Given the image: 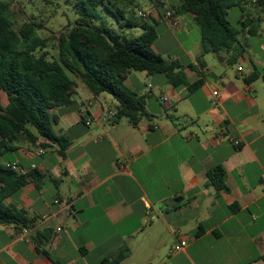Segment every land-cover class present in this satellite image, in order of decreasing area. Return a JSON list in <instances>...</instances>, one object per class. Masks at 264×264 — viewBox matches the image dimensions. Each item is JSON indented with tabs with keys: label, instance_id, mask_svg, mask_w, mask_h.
Wrapping results in <instances>:
<instances>
[{
	"label": "crops",
	"instance_id": "1",
	"mask_svg": "<svg viewBox=\"0 0 264 264\" xmlns=\"http://www.w3.org/2000/svg\"><path fill=\"white\" fill-rule=\"evenodd\" d=\"M161 1L163 12L147 23L169 33L153 50L181 65L186 84L129 75L126 85L149 115L134 127L126 118L102 121L117 101L95 97L75 78L73 103L52 111L54 132L72 141L65 156L56 145L38 156L41 147L21 143L0 157L3 166L29 168L27 184L5 204L32 221L0 224V264H102L123 250L121 264H264V81L247 80L253 67L264 69V35L244 28L235 50L204 54L195 15L177 14L179 0ZM232 55L236 70L226 67ZM87 101L85 116L79 108ZM216 169L225 188L209 180ZM182 241L187 247L171 253Z\"/></svg>",
	"mask_w": 264,
	"mask_h": 264
},
{
	"label": "trees",
	"instance_id": "2",
	"mask_svg": "<svg viewBox=\"0 0 264 264\" xmlns=\"http://www.w3.org/2000/svg\"><path fill=\"white\" fill-rule=\"evenodd\" d=\"M255 1L253 5L264 15V0ZM149 2L161 14L164 3ZM179 3L175 8L177 14L195 15L204 54L235 50L240 31L228 19L232 8L240 10V20L245 18L241 23L249 34H258L259 19L246 14L248 0H179ZM139 9L137 0H77L78 17L72 28L57 37L42 38L37 32L44 28L43 23L29 21L16 28L10 6L0 3V157L15 151L21 143L43 149L56 145L60 155L65 156L72 141L54 132L58 119L52 111L73 103L75 78L95 97L112 96L118 103L114 122L126 118L134 127L149 115L142 98L126 85L131 72L162 74L174 86L186 84V77L179 71L181 65L166 61L153 50L158 33L138 17ZM101 11L111 15L119 30L105 23ZM136 29H141V34L136 35ZM51 40L56 41L54 57L47 51ZM235 63L236 57L232 55L228 64ZM253 69L247 80L261 76L264 81V69ZM202 85L203 81L199 80L190 87ZM3 93L6 105L2 101ZM30 177L0 164V224L28 227L32 223L25 212L5 204V199L23 188ZM209 180L215 187L225 188L221 169L210 172ZM202 231L199 228L196 234ZM44 253L49 256L48 252ZM128 255V250H123L105 258L102 264H121Z\"/></svg>",
	"mask_w": 264,
	"mask_h": 264
},
{
	"label": "rangeland",
	"instance_id": "3",
	"mask_svg": "<svg viewBox=\"0 0 264 264\" xmlns=\"http://www.w3.org/2000/svg\"><path fill=\"white\" fill-rule=\"evenodd\" d=\"M175 0H168L167 4H172ZM140 4L139 10L148 9L153 5L149 2V0H137ZM0 3L8 4L10 6V14L12 20L15 22L16 28H19L23 23L34 21L36 23H43V27L41 30H38L37 35L42 38H50L57 37L61 32L67 31L72 28L75 20L77 19V14L75 13V7L77 0H0ZM247 7L254 19H259L260 24L259 27L264 35V15L261 13L259 9H257L253 4L249 3ZM138 10V11H139ZM161 13L163 12V7L160 8ZM103 20L105 23L112 27L113 29L119 30L118 25L111 17V15L101 11ZM228 19L231 25L236 28L238 31H242L244 26L240 23V10L238 8H232L229 11ZM149 19L146 20V22ZM150 25L153 26L159 37L161 39H165L168 35L169 31L164 25H157L155 23L150 22ZM134 33L141 34V29H137ZM252 41L257 38L251 37ZM47 51L49 52L51 57L56 56V41L51 40L48 43ZM228 69L236 70L237 65H228L226 66ZM245 68H250V64L246 62ZM215 74H218L215 72ZM139 78L142 82H145L143 78L142 72L133 71L130 74V78ZM4 99H6L5 94L2 95ZM100 101H104L103 98ZM5 102V100H4ZM104 103V102H103ZM104 106L106 104L104 103ZM7 157L11 156V152L6 154Z\"/></svg>",
	"mask_w": 264,
	"mask_h": 264
},
{
	"label": "built area",
	"instance_id": "4",
	"mask_svg": "<svg viewBox=\"0 0 264 264\" xmlns=\"http://www.w3.org/2000/svg\"><path fill=\"white\" fill-rule=\"evenodd\" d=\"M249 3L252 4H256L255 0H248ZM159 14V11L156 7L152 6L148 9H142L138 11V17L141 20H147L150 19L152 17H154V15ZM165 19H167L168 22H171L173 20V12L172 11H166L165 12ZM239 72H242V68H239ZM215 99L213 100V104L216 105L217 101L220 98V94L218 92L214 93ZM165 100V99H164ZM93 105L92 101H87L83 104H81L79 111L82 115H88L89 114V109L91 108V106ZM116 117V111L115 109H109L107 111H103L101 114V120L105 121V122H109V121H114ZM93 119H91L90 115L89 118H87V124L90 125ZM155 127H157L155 125ZM235 146H240V143L238 141L234 142ZM45 153V150L43 148H40L37 151V155L38 156H42ZM6 167L8 169H11L12 171H14L15 173L19 174V175H28L29 173V168L24 167L23 165H21L19 162H9L7 163ZM30 169H36L35 165H32L30 167ZM263 186H264V176H263ZM57 204H59V201H56ZM46 218V217H44ZM27 233V231L25 230L22 238L25 239V234ZM187 247V242L186 241H182L179 244L175 245L171 251V253H179L181 251H183L185 248Z\"/></svg>",
	"mask_w": 264,
	"mask_h": 264
}]
</instances>
